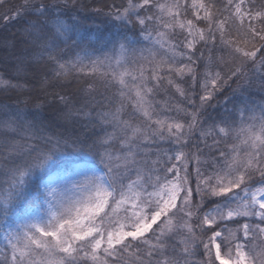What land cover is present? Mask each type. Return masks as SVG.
<instances>
[{
  "label": "snow or ice",
  "instance_id": "1",
  "mask_svg": "<svg viewBox=\"0 0 264 264\" xmlns=\"http://www.w3.org/2000/svg\"><path fill=\"white\" fill-rule=\"evenodd\" d=\"M88 7L25 0L0 17L21 23L26 51L40 49L0 78L27 93L0 109V216L12 218L0 264H264V103L250 99L255 89L264 100V0H113L107 15L125 31L99 56L78 45L66 59L72 28L48 23ZM153 34L167 59L136 47ZM69 77L84 80L79 99L63 93ZM97 77L111 98L96 94ZM56 88L63 131L43 116ZM69 149L90 163L68 164Z\"/></svg>",
  "mask_w": 264,
  "mask_h": 264
},
{
  "label": "trees",
  "instance_id": "2",
  "mask_svg": "<svg viewBox=\"0 0 264 264\" xmlns=\"http://www.w3.org/2000/svg\"><path fill=\"white\" fill-rule=\"evenodd\" d=\"M25 0H6L2 3H0V13L7 12L9 9L8 14H13L16 12L17 9H20V6L23 5ZM51 2V0H50ZM122 2V0H115V3L118 5ZM81 3L89 5L88 8H81L78 11H71V12H66L65 14H59V13H54L52 20L48 23V28L52 29L53 31L55 30L54 26L56 23L57 17L59 20H61L63 23L69 25L72 28V31L68 33V40L67 43H60L59 49L62 51V54L65 56L66 59L72 58L74 56V53L79 50V46H85L88 47L89 49H94L95 50V55L99 56L101 53L107 51L111 47V40L113 39L114 36L117 34L125 31L122 27L119 26V21L115 23V27L111 24H105L102 26L94 35L90 32L92 28L96 25H103L105 20L110 16L107 15L109 10L111 9L114 11V8H112L113 0H81ZM108 4L109 8H104L103 4ZM96 9H102V11L97 14L95 11ZM100 23H99V22ZM0 27L4 28L3 35H8L10 34L12 37L11 44L8 47L0 48V78L3 79H12L16 76L14 64H15V58L16 55H19L20 53H25L28 55H33L37 56L39 53L40 49H32V48H27L26 51V46L23 44L19 43V37L18 33L21 30V23L15 20V22L12 24H8L4 21V19H0ZM108 27L111 29L109 33H107ZM1 28V29H2ZM78 29H81L82 31L79 32ZM9 32V33H8ZM0 33V38L3 37ZM129 38L135 40L136 37L132 35L131 32L128 33ZM75 42V43H74ZM15 43V47L13 48L12 45ZM136 47L138 49H144V54L147 55L149 51L152 52V55L155 57L157 61L161 59H167V56L169 53L167 51H164L160 49V47L152 42L145 41L143 39H140V42L136 44ZM7 48V49H6ZM135 65H132L129 67V70L131 71ZM144 69L145 73L148 74L151 72V67L147 62H144ZM31 73H29V76ZM15 82V80H13ZM78 83V85H77ZM84 83V80H71V85L65 89H63V93L68 95L72 99H79L80 98V89ZM72 85H76L77 87H73ZM151 86V85H149ZM235 84L232 85V88L235 89ZM40 86L35 85L34 86V91L33 94H36L39 92ZM61 91V89L56 88V89H49V95L47 96V103H44L43 105V116L47 121L50 122L51 127L53 131L60 130L63 131L65 125L63 124L62 121H58L54 119V109L55 106H50L52 104V96L51 92L52 91ZM173 91H175L173 89ZM27 93H15L10 90H7L3 87H0V109H2L5 105H15L16 104V96H24ZM229 95H231V90H229ZM42 101L44 100V95L42 92H40ZM247 95V94H246ZM165 96L163 92L161 94L157 95L155 97V100L159 102L160 104L162 103V98ZM240 96V93L237 92V97ZM250 99L255 103V104H260L264 103V100L261 98V93L258 91L251 92ZM116 106H119V102H116ZM155 106V105H154ZM19 107L25 111H31L32 110V105H28L25 107L23 104L19 105ZM131 110V104L129 102H125V107L122 112V118L123 119H128L127 113ZM211 111V110H210ZM257 115H259V112L257 110ZM135 124L139 125L140 121H134ZM98 131V129H97ZM70 152H72L71 157L68 159L67 163L68 164H74V163H90V160L82 153L78 151H73L72 149H69ZM65 164V161L62 159L60 161V164L57 165L58 167H61ZM53 172L56 171V168L52 169ZM46 178V176H45ZM3 177H0V180H3ZM6 187V186H5ZM24 208V205L22 204L21 206L18 207L17 210H20ZM24 211L20 210L22 213ZM5 220L4 217L0 216V224L1 221ZM259 243V242H258Z\"/></svg>",
  "mask_w": 264,
  "mask_h": 264
},
{
  "label": "rangeland",
  "instance_id": "3",
  "mask_svg": "<svg viewBox=\"0 0 264 264\" xmlns=\"http://www.w3.org/2000/svg\"><path fill=\"white\" fill-rule=\"evenodd\" d=\"M4 1H6V0H0V3H2V2H4ZM191 2V0H188V3H190ZM10 9V8H9ZM9 9L7 10V12L5 11V12H3V13H0V17H2L4 14H8V12H9ZM1 11V10H0ZM9 15H11V16H14L15 15V13H13V14H9ZM6 23H7V25L8 24H12V22L14 23L15 22V19H9V20H4ZM99 22V21H98ZM116 22H118V21H116L113 17H111V18H107L106 20H105V22H104V24L103 25H101V23H100V25H98V26H94L93 28H92V30L90 31L93 35L102 27V26H104L105 24H111V25H113L114 27H115V23ZM2 27H0V33H1V35H3V31H4V28H2ZM78 31L79 32H81L82 30L81 29H78ZM109 31H111V29L108 27V30H107V33H109ZM9 33V32H8ZM11 40H12V37H11V35L10 34H8V35H3V37H1L0 38V48H4L5 46V44H7L8 46L11 44ZM154 41H155V34H153V39H152V43H154ZM171 43H174V41H170ZM155 44V43H154ZM7 46V47H8ZM159 46V45H158ZM160 47V46H159ZM7 49V48H6ZM160 49H162V50H164V51H167V47H164V48H161L160 47ZM168 52V51H167ZM169 55H170V53H169ZM217 56H219L220 55V53H217L216 54ZM33 58H35V56H33V55H31ZM69 80H72V78L71 77H69L68 78ZM77 85H78V83H77ZM83 85H84V83H83ZM82 85V86H83ZM94 85H95V90H96V94L97 95H99L100 93H104L105 95H107L109 98H111L112 97V95H113V93H114V89H109V91H107V92H105V86H104V84H103V82H102V80L99 78V77H97V79H96V81H94ZM73 87H77L76 85H72ZM237 86H235V88H236ZM254 91H258V90H255V89H253L252 90V92H254ZM80 92V91H79ZM259 92V91H258ZM80 94V93H79ZM176 97H179V93H176ZM167 99H170L168 96H164L163 98H162V103L165 101V100H167ZM74 164H80V165H84V164H87V163H85V162H81V163H74ZM47 178V177H46ZM45 178V179H46ZM52 187L53 188H56L57 187V185H55V184H53L52 185ZM198 199V198H197ZM22 205V204H21ZM20 205V206H21ZM24 208H22V209H20V210H23ZM20 210H18V211H20ZM23 213V212H22ZM175 222V221H174ZM12 224V218L11 217H9V218H7V220L5 219V220H2L1 221V224H0V252H3V250H4V246H5V241L3 240V236H4V234H5V224ZM0 258H2V257H0Z\"/></svg>",
  "mask_w": 264,
  "mask_h": 264
}]
</instances>
